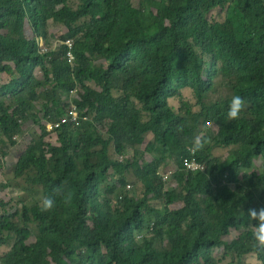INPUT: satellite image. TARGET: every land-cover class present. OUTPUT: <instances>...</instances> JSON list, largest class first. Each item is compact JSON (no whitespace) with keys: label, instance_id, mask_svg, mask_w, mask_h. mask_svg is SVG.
Returning a JSON list of instances; mask_svg holds the SVG:
<instances>
[{"label":"trees","instance_id":"obj_1","mask_svg":"<svg viewBox=\"0 0 264 264\" xmlns=\"http://www.w3.org/2000/svg\"><path fill=\"white\" fill-rule=\"evenodd\" d=\"M68 1L0 0V74L16 77L10 80L17 88L11 99L27 95L13 110L0 101V129L15 144L21 122L31 121L29 111L38 105L43 121L59 125L53 132L44 127L16 165V177L28 175L27 182L41 187L54 207L43 211L33 199L34 205L23 201L21 210L0 217V248L15 239L0 264H212L213 252L233 232L250 231L256 223L247 217L255 193L264 206V166L259 176L248 174L255 160L264 159V0H143L141 8L135 0H80L78 8ZM156 1L161 10L153 12ZM227 5L239 17L230 12L226 23L209 20ZM141 10L148 15L144 21ZM50 20L67 30L56 34L59 45L47 44ZM70 52L74 67L67 63ZM94 55L106 62L97 73ZM218 75L230 79L232 97L245 102L237 120L226 117L231 98L212 107L205 103ZM116 83L129 96L114 98ZM186 89L194 90L199 112L171 106ZM74 90L71 101L83 121L78 128L62 123L69 107L64 98ZM209 125L217 129L211 136L216 147L237 149L224 168L204 139L202 148L195 146ZM149 134L156 141L147 153L159 152L160 160L143 167L139 154L128 163L110 159L112 145L127 157L131 145L146 146ZM49 135L57 136L58 147L46 143ZM168 156L178 167L166 181L160 169ZM187 159L206 172L187 171ZM76 160L83 164L80 171ZM131 170L145 188L141 195L118 196L114 206L98 201L102 185L113 184L110 194L127 190L119 177ZM214 185L220 186L216 194L202 195ZM6 188L0 184V192ZM162 201L163 209L151 206ZM9 206L0 201V210ZM253 243L236 242L229 250L254 254L264 264V250Z\"/></svg>","mask_w":264,"mask_h":264},{"label":"rangeland","instance_id":"obj_2","mask_svg":"<svg viewBox=\"0 0 264 264\" xmlns=\"http://www.w3.org/2000/svg\"><path fill=\"white\" fill-rule=\"evenodd\" d=\"M102 5H104L103 0H99ZM135 3L140 7V5L143 3V0H135ZM80 5V0H69L68 1V6L71 8H78ZM61 7H59L60 9ZM141 8V7H140ZM153 12H158L161 10V3L156 1L152 5ZM102 10L99 9L97 14H102ZM231 13L232 16H237L239 17L240 14H238V10L233 9L231 5H227L226 7H220L215 10H213L209 14V20L211 22H218V23H226L228 20L229 13ZM236 13L237 15H234ZM148 17L147 12L144 10H141L140 12V18L141 20H145ZM89 18L82 19L81 23H85L84 21H87ZM48 32H49V37H48V42L47 44L51 43L52 46H55L56 44L59 45L63 43L60 39H57L56 34H64L67 32L66 28L63 27V25L54 23L52 20L49 21L48 24ZM45 45L44 43H41ZM48 47V45H47ZM105 59L101 58L98 55H94L92 57V67L95 73L99 72L102 70V67L105 65ZM208 66L212 67L213 65L208 62ZM37 76L42 79V74L40 73L39 70L36 71ZM66 75H71V70L66 72ZM96 78V75H95ZM94 78V79H95ZM16 77L12 74H0V91H4L5 93L3 94L2 98L0 101L4 104L6 108H12L17 104L23 103L24 100H26L27 95H20L18 97L10 98L9 95L15 91L17 88L12 87L11 81L10 80H15ZM94 79L92 80L94 82ZM232 84V81L230 79L224 78L223 75H218L214 79V88L210 93H208V99L205 101L206 105L208 107H212L213 104L212 102H217L222 99H227L231 98L232 99V89L230 85ZM116 89L113 91V96L117 100L124 99L127 96H129L130 93H127L124 90V84H115ZM94 88L98 91H102V86L101 84L97 81L94 83ZM8 95V97H7ZM73 98L67 97L64 98L66 102L73 103L71 100ZM198 101L195 96V92L192 89H186L183 90L180 94V96L176 99L171 100V106L175 109L176 112H181V111H188V110H194L195 112H199L201 108L197 107ZM30 117L36 116L31 122H25L22 123V130L23 133L18 135L17 137L14 138L16 141L15 144L10 142L5 134L1 131L0 129V184L6 185L7 188L4 189L3 191L0 192V201L10 204V206L7 209L0 210V217L3 215H11L17 210H21L20 208L22 207V202L27 201V206H32L35 203H38L42 201L43 199V189L41 187L36 188L32 185H30L27 182V176L25 175L21 178L16 177V165L17 162L19 161L20 157L23 155V153L31 147L34 143L38 141V139L42 135V129L45 127L47 123L40 122L39 119L41 120V108L38 105V107L33 108V110L29 111ZM1 117V115H0ZM100 120V119H99ZM105 124L108 125V121L105 120ZM100 123L96 124V127H99ZM209 130H204L201 135V139L206 141V144L214 148V157L219 159V167L224 168L226 165H228V162L230 161V158L232 156V153L236 151L237 149L235 148H228V147H216L214 140L212 139V134H217V129L214 128V126L209 125ZM99 131H102L104 134H107V130L101 128ZM108 139V136H105ZM46 143L53 145V146H59L57 136L56 135H49L46 138ZM146 146H130L129 148V154L128 157H123V155L116 154V147L112 145L110 147L109 156L110 159L115 161V162H122V163H128L127 161H133L136 159L137 154L140 156H144L142 160H140V165L145 167L146 164L152 163L155 159H161V154L159 152H155L154 154L151 155V153H147V145L149 143L155 142V135L154 134H149L146 137ZM158 148H161V145L158 146ZM194 149V148H193ZM101 159V158H100ZM94 162H100L98 158L94 160ZM175 159L172 160L169 156L167 157V160L164 162L162 165L160 171L163 176L165 177H171V174L177 171V165L175 164ZM76 165L78 170L83 169V164L76 160ZM186 165V164H185ZM254 167L252 168L251 171H248L249 176L253 175H260V173H263V166H264V159L263 157L257 159L254 161ZM186 170L190 171V169L186 166ZM192 172V171H190ZM199 172H206V169L201 167L200 170H196L194 173H199ZM244 176L246 175L245 172L242 173ZM31 175V174H30ZM242 175V176H243ZM120 180H125L127 182V186H131V190H123V188H120L118 192L115 191L114 194H110L107 191L112 190L114 188L113 184H105L101 186L100 189V196L98 201L103 202L104 204L108 206H114L115 205V199L116 197H126L127 195H136L139 193L141 195L145 188L144 186L139 182V180L135 177L134 172L131 170L127 173H125L124 177H119ZM170 179V178H169ZM175 183V182H174ZM228 183V182H226ZM119 187V185H116V187ZM121 186V185H120ZM237 186V185H233ZM115 187V188H116ZM220 187V186H219ZM218 187V188H219ZM216 185H214V189L210 193H204L202 194L203 196H207L208 194H216V191L218 189ZM247 190V189H246ZM248 191V190H247ZM201 196L199 198L200 201H203V199L206 200ZM250 196V195H249ZM255 196L257 197L256 200L250 201L252 203V207L259 209L261 207H264L261 203L260 198L258 197L257 193H255ZM250 198V197H248ZM37 200L35 203H31L32 200ZM153 208H165V201H162L161 203L154 202L151 204ZM174 208V207H173ZM172 208V209H173ZM202 208L205 210L207 208V205L203 204ZM113 209V208H112ZM183 209V208H182ZM181 209V210H182ZM113 211H115L113 209ZM252 238V228L250 231H246V228H242V230H238L233 232L232 237L226 239L227 243H225L223 249H218L213 252L212 254V264H263L260 258L254 254H245L243 256H239L238 253L235 251H230L229 248L233 249V247H236L238 243L241 244H247L248 241ZM15 244V239L14 237H10V241L8 244L2 248H0V257L5 256L7 253L10 252V250L13 248ZM166 250H169L168 244L165 243Z\"/></svg>","mask_w":264,"mask_h":264},{"label":"clouds","instance_id":"obj_3","mask_svg":"<svg viewBox=\"0 0 264 264\" xmlns=\"http://www.w3.org/2000/svg\"><path fill=\"white\" fill-rule=\"evenodd\" d=\"M43 51H45V50H43ZM75 93H76V90L71 91L70 92V98H73L74 99L75 98ZM244 107H245V102L242 99V97L239 96V95H234L232 97L231 101H230V104L228 106V110L226 112L227 119L229 121H234V120L239 119L240 114H241L242 110L244 109ZM69 108H76V106L74 105V103H70V105L67 108V110ZM77 115H78V111H77ZM34 118H36V116ZM78 119H79L78 120V123H76V124L75 123H69V124L70 125H73L75 128L80 127L81 123L83 122L82 119H81V117H80V115H78ZM31 121H29V122H31ZM39 121L40 122L42 121L44 123H47L45 125V129L48 132H53V131H55L57 129V127H56L55 124H52V123L43 121V114L41 116V120L39 119ZM50 128H53V129L51 130ZM195 146L197 148H202L203 147V141H202L201 137L198 136L196 138V140H195ZM199 165L201 167L205 168V166L203 164L200 163ZM174 173H176V172H174ZM131 188L132 187L129 186L128 189L131 190ZM69 199H70V197H69ZM53 207H54V201H53V199L51 197H47L46 196V197H44L42 199V201H41V208H42L43 211H50ZM247 217H248V220L249 221H255L256 222L255 224H251L250 223V226L252 228V239L254 241L253 247L254 248H257V249H260V250H264V207H261L259 209H256V208L249 209L247 211Z\"/></svg>","mask_w":264,"mask_h":264},{"label":"built area","instance_id":"obj_4","mask_svg":"<svg viewBox=\"0 0 264 264\" xmlns=\"http://www.w3.org/2000/svg\"><path fill=\"white\" fill-rule=\"evenodd\" d=\"M66 43L70 46V48L72 47V42L70 40L66 41ZM67 62L70 66L74 67V62H75V57L74 55L70 52L67 54ZM78 115H77V111L76 108H69L67 110V114L65 116V118L62 120L63 124H67V123H78ZM56 127L58 128L59 125H56ZM51 130L53 128H50ZM186 166L190 169V171L195 172L196 170H200L201 166L195 162V160H191V159H187L185 161ZM170 177H166L165 180L168 181Z\"/></svg>","mask_w":264,"mask_h":264}]
</instances>
